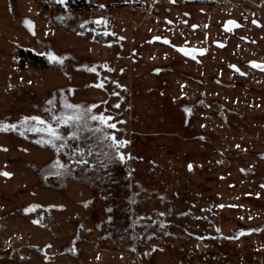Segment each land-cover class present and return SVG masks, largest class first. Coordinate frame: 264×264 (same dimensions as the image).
<instances>
[{
    "label": "rangeland",
    "instance_id": "1",
    "mask_svg": "<svg viewBox=\"0 0 264 264\" xmlns=\"http://www.w3.org/2000/svg\"><path fill=\"white\" fill-rule=\"evenodd\" d=\"M250 61L264 63V0H0V122L16 124L0 130V264H264V70ZM64 100L113 116L126 159L83 127L73 140L62 125L59 151L21 135Z\"/></svg>",
    "mask_w": 264,
    "mask_h": 264
},
{
    "label": "snow or ice",
    "instance_id": "2",
    "mask_svg": "<svg viewBox=\"0 0 264 264\" xmlns=\"http://www.w3.org/2000/svg\"><path fill=\"white\" fill-rule=\"evenodd\" d=\"M57 3L61 5H65L67 7L68 0H56ZM103 7V5H101ZM84 23H88L85 21ZM92 23L95 24H101L106 23L104 19L98 18L92 21ZM171 23V22H169ZM253 23H257L256 21H253ZM25 24L32 29L34 27L33 22L30 20H26ZM84 25L81 24V27ZM237 22L235 20H228L224 24V28L228 31L232 30V27H237ZM195 27V25L193 26ZM107 31L104 32V35H107ZM162 38L160 36L153 37V40H161ZM164 43H169L167 38H164ZM179 51L183 53L185 56H191L193 59H195L194 53H200L203 54L205 52L204 48H192L189 49L187 47H180ZM48 58L50 61L63 64L66 57L64 56H57L55 53L49 52ZM250 64L253 68H259L261 70H264V63H258L256 61H250ZM230 67H233L236 69V71H240L239 68H237L235 65H231ZM90 71L95 72V68L89 69ZM98 87H103V82H101ZM49 104H53V100L48 101ZM116 107H119V105H116ZM96 108V105H91L90 107H84L79 104H72L68 102L67 100H64L62 103V110L59 113H53L50 117V120H46L43 117L39 115H33V116H25L19 121L21 125V135L24 134V131L27 132H33V133H45L47 134V140L45 141L43 138L40 143L47 142L51 144L53 147L57 148V151H59L60 148L66 147L67 145L63 143L64 136L61 133V126L62 125H70L72 126L75 131L69 132V135L73 140L78 139V133L80 132L81 128H86L90 132L97 133L96 139L99 142H103L106 147L111 150L116 157L119 158V160L122 162L126 159L125 153L121 151V149L126 146L128 143H130L128 140L120 139L117 136V133L120 131L117 128V124L112 122L114 120V117L111 115H106L104 112H93L92 109ZM186 111L190 112V109H186ZM52 122H55V126ZM90 122H95L91 127H89ZM120 123H123L121 121ZM16 124H6L3 122H0V130L7 131L10 129H15ZM111 130V131H110ZM57 141H61L59 145H57ZM77 152H83V148H76ZM91 155V152L88 153ZM132 157L130 155L127 156V159H131ZM77 164H87V161L84 160L82 157L76 160ZM192 166L189 165V168ZM52 169L55 170L53 174L60 176L62 175V170H67V166L63 164L59 158H57L52 163ZM0 175L4 176H11L12 174L10 172H0ZM264 187V185H262ZM259 195V194H257ZM218 207H224V205H218ZM163 215V213H161ZM251 218V217H250ZM242 219V217H241ZM39 222V221H37ZM219 231V229H217ZM243 234V230L242 233Z\"/></svg>",
    "mask_w": 264,
    "mask_h": 264
},
{
    "label": "trees",
    "instance_id": "3",
    "mask_svg": "<svg viewBox=\"0 0 264 264\" xmlns=\"http://www.w3.org/2000/svg\"><path fill=\"white\" fill-rule=\"evenodd\" d=\"M20 57L22 60H25L27 57H29V62H32L34 64H38V65L44 66L47 63V61L45 60L44 57L32 54L30 51H27V50H21L20 51Z\"/></svg>",
    "mask_w": 264,
    "mask_h": 264
},
{
    "label": "flooded vegetation",
    "instance_id": "4",
    "mask_svg": "<svg viewBox=\"0 0 264 264\" xmlns=\"http://www.w3.org/2000/svg\"><path fill=\"white\" fill-rule=\"evenodd\" d=\"M29 211V210H28ZM32 211L36 212V215H37V219H36V224L37 225H40V224H43V220L45 219V213H39L38 209L37 208H32ZM39 221V222H37Z\"/></svg>",
    "mask_w": 264,
    "mask_h": 264
}]
</instances>
